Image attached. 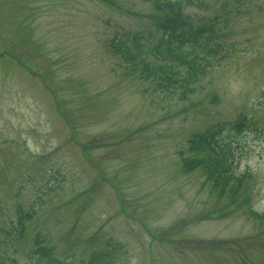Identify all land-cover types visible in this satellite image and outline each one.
Returning <instances> with one entry per match:
<instances>
[{
	"label": "rangeland",
	"instance_id": "374dc122",
	"mask_svg": "<svg viewBox=\"0 0 264 264\" xmlns=\"http://www.w3.org/2000/svg\"><path fill=\"white\" fill-rule=\"evenodd\" d=\"M200 3L225 47L189 76L116 50L167 27L164 0H0V264L38 232L64 264H264V0Z\"/></svg>",
	"mask_w": 264,
	"mask_h": 264
},
{
	"label": "trees",
	"instance_id": "16d2710c",
	"mask_svg": "<svg viewBox=\"0 0 264 264\" xmlns=\"http://www.w3.org/2000/svg\"><path fill=\"white\" fill-rule=\"evenodd\" d=\"M174 11L175 18L169 21V28L162 33L158 30L156 37L146 36L142 31L128 30L118 33L116 42L119 52L128 53L134 57H140L142 51H147L150 56L148 72L162 71L164 73L182 71L189 76L202 72L211 64V61L219 55L224 43L219 39L220 33L214 22L204 15L192 16L184 12L185 6L197 5L200 7L204 0H164ZM171 22V23H170ZM152 32V30H151ZM155 57L161 60L157 61ZM177 62V63H176ZM175 66H174V65ZM176 69V70H173ZM243 121L238 120L230 125V131H240ZM210 138L222 150L224 154L212 153V160L218 167L224 166L228 161L231 151L229 135L222 130L211 133ZM206 149V146L202 147ZM31 217V214H29ZM20 220L24 219L22 212L19 213ZM28 264H64L55 256L51 246V237L38 232L35 235L33 247L27 253ZM86 264H111V251L109 249H98L91 252L85 260Z\"/></svg>",
	"mask_w": 264,
	"mask_h": 264
}]
</instances>
